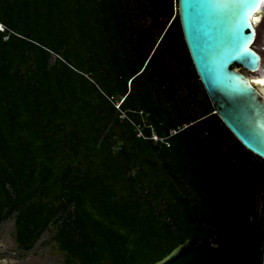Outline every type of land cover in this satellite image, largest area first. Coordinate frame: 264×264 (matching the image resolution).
Instances as JSON below:
<instances>
[{
  "label": "trees",
  "instance_id": "1",
  "mask_svg": "<svg viewBox=\"0 0 264 264\" xmlns=\"http://www.w3.org/2000/svg\"><path fill=\"white\" fill-rule=\"evenodd\" d=\"M126 1L128 0H72V3L74 2V17L72 22L69 23L70 27L67 30L69 34L60 35L62 40L55 43L58 45L55 50L39 48L31 44L25 37L18 36L13 28L15 23L13 20L6 29L0 31V58L3 54L6 56L15 55V49L20 47L25 49L26 46L31 45L35 49V54L43 57L45 61L43 68L38 73L40 85L32 81L21 83L17 76L11 78L0 67V157H2V160L4 159L3 163L0 160V223L12 218L16 213L18 214L16 222L17 240L25 251L33 248L35 240L48 227L51 218L58 216L59 213H61V216L55 222H59L58 220L63 221L57 235V238L61 240L62 249L73 256L81 255L87 259L86 262L89 264L97 263L98 261H94L96 259L94 255H99L106 248L115 257V264H136L137 262L153 264L177 247L175 245L169 248L159 260L150 262L152 255L157 254L156 252L160 250V244L169 243L170 237L164 234V242L162 240L158 244L150 242L149 234L157 235L158 230L152 227L148 215L142 217L138 214L139 211H136V213L133 211L135 205L138 204L135 198L136 195L128 192L126 184L123 183L126 173L121 160L111 153L107 140H103V134L109 123H105V118H102L101 113L91 109L89 104L79 106L78 103L82 101L79 90H85L87 86H90L96 92L98 90L97 93L100 96H102V93L104 96L114 97L112 89L105 85L106 82L103 81L100 75H97V81L92 83L85 79L82 74V67L80 66L83 62L78 59L84 50L93 53V58L101 63L100 66L106 65L103 72L106 73L109 69L111 73L116 67L114 62H111L108 58L105 59L103 46L96 44L97 41L99 43L101 41L96 38L108 37L114 43H123L122 47L127 50V55L123 57V61L127 64H133L128 67L127 71L124 69V65L122 66L123 69L119 70L124 73L126 71L128 74L124 79V89L118 90L115 87L117 82L114 81V90L124 97L120 107L124 104L133 105L138 102V99L148 102L152 91L150 85L151 75L157 66V64L151 65L152 61L163 40L168 36L171 37L172 34L179 36V39L182 40L186 56L193 68L192 72L199 79L184 39L179 15L176 21L172 20V15L168 17V26L166 24L161 32L163 38L160 45L157 47L154 41L147 47L142 40L143 33H138V27L132 22L133 18L136 17L134 10L131 9L130 5H125ZM162 2L166 6L165 13H168L169 10L172 11L171 1L162 0ZM150 31L152 32V28ZM151 32L146 34L149 35ZM116 34L122 36V42L115 39ZM5 37L9 38L8 42L2 41ZM88 39H92L95 44L90 45V47ZM62 44H65L68 50H61L60 46ZM109 47L113 48L115 46L109 45ZM51 52L64 56L65 62H60V65L54 69L46 70V66H48L46 59L49 58ZM71 53L77 54V56H74V61H71ZM135 56L137 58L134 61ZM75 60L78 62L75 63ZM159 62L160 59L158 64ZM144 75L147 76L136 83ZM130 84L131 89H129ZM202 87L204 89L203 85ZM64 95L68 96L66 100L68 108L62 112V118L65 121H61L60 130L65 132L68 126L67 123L73 122L74 130L69 135L67 134L66 139L84 146V151L79 146L74 147V150L77 156L84 157V161L80 164L86 166V171H81L79 168L75 169L72 166L73 163L68 161L71 157L66 155L65 151L57 152L59 158L50 157L52 151H50L49 144H45L43 147L36 146V142H43L48 137L46 134H48L49 125L53 122L50 120L47 125H44L43 119L46 115L43 112L46 109L45 107L49 108L48 106L56 99H60V96L64 97ZM103 98L106 101L105 97ZM4 99H6L8 113L1 105ZM59 106L60 104L56 105V107ZM186 124H189L187 128L183 127L175 137H172L174 138L173 145L171 144L169 147L162 145L165 151L160 154L161 159L164 160L167 168L174 174V180L182 183L187 178L189 188L192 190H198L199 192L210 190V193L216 190L222 191L224 184L227 185L230 181L225 178V170L231 162L226 158L223 161L221 153L216 148L201 146L202 144L212 145L214 143L213 140L205 136V132L211 137L214 135V129H218L220 126L222 137L229 138L237 151L246 152L248 150L236 139L220 118L212 112H208L192 121L184 119L180 126ZM202 124H204V129L201 126ZM116 127H120V124L117 123L112 127V132ZM22 137L32 139V143L21 144L19 140ZM166 137L167 135L161 136V138ZM61 139H63L62 136ZM129 141L134 146L131 152L128 151V160L131 161L138 154L142 158L141 166L143 168L155 169L156 163L154 160L157 159L151 153L141 151V147L145 146L147 142L139 141L134 133L130 135ZM63 170L65 172L61 173ZM36 175L42 178V185L36 189L38 198L34 200V193L31 189L37 178H39ZM20 177L23 178V182L18 184ZM158 182V185L161 186L158 189L161 190L173 186L169 178ZM150 186H152V183H150ZM215 186L217 187L213 188ZM224 188L228 192V187L224 186ZM58 189L60 205L58 207L53 206V208L48 209L50 210L48 212L47 207L52 204L49 197ZM119 192H123L122 195L130 193L128 195L131 197L129 201L119 205L118 208L117 205H113L110 199L112 196H117ZM104 196H108L107 203ZM212 197L206 208L215 210L214 207L219 204V201H222L221 209H223L227 196L220 194ZM105 204L115 210L113 212L119 217L131 215V217L133 216L131 221H140L137 227H139V231L143 232L146 239L133 240L134 248L132 250L128 249L126 247L127 234L125 235L120 231L117 233L109 227V224L104 227L106 220L109 218L108 213L104 212L102 208ZM6 209L7 212H5ZM129 211L130 213H128ZM206 212L202 211V215L199 217L195 212L186 210L185 215L171 214L169 218L172 219L175 226H180V221L186 223V227L181 224L179 231L192 232V237L199 239L200 233L204 230V224L209 222L210 216H207ZM212 212L215 213V211ZM176 217H178V220ZM89 224L95 232L98 230L100 237L94 236L90 232V228H87ZM194 224H198L200 228L197 230L188 228V226ZM221 225L218 227L220 228L218 229L219 234L225 233L224 237L228 241L231 238L228 235L230 232H225V227L223 224ZM149 227H151V231L147 230ZM133 230L134 233L137 232L136 229ZM237 235V238L240 239L241 235ZM236 242L239 243V241ZM232 247L234 245L227 247L224 254H229ZM238 248V253L241 256L242 252L239 245ZM201 251H203V247L199 245L191 256L185 255L173 264L187 262L193 255H195L194 264H212L206 261L205 257L199 261ZM263 253L264 247L261 252L262 264ZM225 260L227 261V257L224 256ZM235 263L242 264V262L238 263V259L235 260Z\"/></svg>",
  "mask_w": 264,
  "mask_h": 264
},
{
  "label": "rangeland",
  "instance_id": "2",
  "mask_svg": "<svg viewBox=\"0 0 264 264\" xmlns=\"http://www.w3.org/2000/svg\"><path fill=\"white\" fill-rule=\"evenodd\" d=\"M169 1L172 3V11L169 10L168 13H165L166 6L162 0H128L125 3V5H130L131 9L134 10L136 17L133 18L132 22L138 27V33H143L142 40L147 47L154 41L157 47L160 45L163 38V33L161 34V32L167 24L170 15H172V20L176 21L178 19V0ZM73 3L72 0H0V24L3 29H6L8 24H11V20H13L15 22L13 28L18 36L25 37L31 44L39 48L55 50L58 47L55 43L62 40L60 35L69 34L67 31L70 27L69 23L70 21L72 22L74 17ZM151 28L152 32L150 31ZM148 32L151 33L148 35L146 34ZM8 39V37H5L2 41L8 42ZM96 39L101 41L100 43L97 41L96 44L103 46L105 59L108 58L111 62H114L116 67L111 73L107 68L106 73L103 72L106 65L100 66L101 63L93 58V53L83 49L84 51L78 59L83 62L82 66H80L82 67V74L85 79L92 83L97 81L96 76L100 75L103 81L106 82L105 85L112 89L114 97L104 96L102 93V96H100L97 93L98 90L96 92L90 86H87L85 90H79L82 101L78 103L79 106L89 104L91 109L101 113L102 118H105V123H109L103 134V140H107L111 153L121 160L126 173L123 183L126 184L128 192L136 195L135 198L138 204L135 205L133 211L134 213L139 211L138 214L142 217L148 215L150 224L158 230L157 235L149 234L150 242L154 244H158L161 240L164 242V234L170 237L169 243L160 244V250L156 252L157 254L152 255L150 262L159 260L169 248L175 245L179 246L183 241L186 242L194 238L192 237V232L179 231L181 224L186 227V223L180 221V226H175L172 223V219L169 218L171 214L185 215L186 210H191L199 217L202 215V211H207V216H210L209 222L204 224V230L200 233V238L195 246V248L199 245L203 247V251L200 254L201 257L198 258L199 261L205 257L206 261L212 264H236V259H238V263L242 262V264H262L261 252L264 247V160L249 151H237L229 138L222 137L220 126L218 129H214V135L211 137L205 132V136L213 140L214 143L212 145L202 144L201 146L216 148L221 153L223 161L226 158L231 162L226 166L225 170V178L230 180L227 185L224 184V186L228 187V192L223 186L222 191L216 190L210 193V190L203 192L192 190L189 188L187 178L182 183L174 180V174L167 168L166 163L160 157V154L165 151L162 147V145H166L165 141L173 145L174 138L170 137L171 133L175 130L181 131L183 127L187 128L189 126V124L180 126L184 119L192 121L208 112L215 114L206 91H204L199 79L192 72L193 68L186 56L182 40L179 39V36L172 34L171 37H166L160 45L151 64L153 66L157 64V66L151 75L152 81H150V85L152 86V91L148 102L138 99V102L133 105L124 104L120 107L124 97L121 93L114 90V81L117 82L115 87L118 90L124 89V79L128 76L126 71L133 64H127L123 61V57L127 55V50L122 47L123 43H114L108 37ZM115 39H119L122 42V36H118V34H116ZM88 42L89 46L95 44L92 39H88ZM109 45L115 47L110 48ZM60 49L68 50L65 44H62ZM34 50L31 45H28L25 49L20 47L14 50L19 55L16 53L10 56L3 54L0 58V67L11 78L17 76L21 83L32 81L40 85L38 73L43 68L45 61L43 57L35 54ZM74 56H77V54L71 53V61H74ZM64 58L62 55L51 52L49 58L46 59L48 65L46 70L58 67L60 62H65ZM136 58L137 56H135L134 61ZM159 59L160 62L158 64ZM77 62L75 60V63ZM77 65L79 66V64ZM123 65L126 70L125 73L119 71L123 69ZM146 76L141 77L136 83ZM129 89H131V84ZM103 97H105L107 102ZM67 99L68 96L66 95L64 97L60 96V99H56L55 102L48 106L49 108L45 107L46 109L43 112L46 115L43 119L44 125H47L50 120L53 122L49 125L50 131L48 130V134H46L49 138L47 137L43 142H36V146L43 147L45 144H49L50 151H52L50 157H58L57 152L61 153V150H63L66 155L71 157L68 161L73 163L72 166L75 169L79 168L81 171H86V166L80 164V162L84 161V157L77 156L74 150V147L79 146L84 151V146L66 139L67 134L69 135L74 130L73 122L69 121L70 123H67L68 126L65 132L60 130L61 121H65L62 118V112L68 108ZM5 100H3L1 105L6 110L7 103ZM57 104H60V106L56 107ZM6 111L8 113V110ZM117 123L120 124V127H116L112 132V127ZM201 126L204 129V124ZM133 133L139 141L147 142L145 146L141 147V151L151 153L157 159L154 160L156 163L155 169L148 170L143 168L141 166L142 158L138 154L131 161L128 160V151L130 150L131 152L134 146L129 141L130 135ZM166 135V138L161 139V136ZM61 136L63 139H61ZM155 136H158L159 142H155ZM19 142L21 144L32 143V139L22 137ZM0 160L3 163L4 159L2 160V157H0ZM64 172L63 170L61 173ZM165 178H169L173 186L169 189H158L161 187L158 185V181H162ZM20 182H23L22 177H20L18 184H21ZM150 183H152V186H150ZM41 185L42 178L39 177L31 189L34 193V200L38 198L36 189L41 187ZM122 193L119 192L117 196H112L110 199L113 205H117L118 208L119 205L129 201L131 197L128 195L130 193L124 195ZM220 194L227 196L223 209H221L222 201H219V204L214 207L215 210L206 208L210 199L213 198L212 196ZM59 196L58 189L49 197L52 204L47 207L48 212H50L48 209L53 208V206L58 207L60 205ZM104 197L107 203L108 196ZM196 207L197 209H195ZM102 208L109 215L104 227L109 224V227L113 228L117 233L120 231L125 235L127 234L128 242L126 247L128 249L132 250L134 248L133 240L146 239L143 232L139 231V227H137L140 221H131L133 216L119 217L113 212L115 210L109 208L107 204L102 206ZM7 209L5 212L8 211ZM212 211H215V213L213 214ZM17 215L16 213L12 218L0 223V264H89L86 262L87 259L81 255L73 256L62 249L61 240L57 238V235L63 221L58 220L59 222H55L61 216V213L51 218L48 227L35 240L33 248L29 251L23 250L17 240ZM176 218L178 220V217ZM221 224L225 227V232H230L228 235L231 238L228 241L224 237L225 233L219 234L218 229L220 228L218 227L219 225L222 226ZM87 228H90L89 230L94 236L100 237L98 230L95 232L90 224L87 225ZM188 228L197 230L200 227L198 224H194L190 227L188 226ZM133 229H136L137 232L134 233ZM147 230L151 231V227L147 228ZM214 234L216 235L214 236ZM237 234L241 235L240 239L237 238ZM236 241H239V243ZM230 245H234V247L230 249L229 254H226L228 256H226L224 250ZM238 245L242 252L241 256L238 253ZM195 248L187 255L191 256ZM94 256H96V259L93 258L94 261H98L95 264H115L116 262L115 257L107 248L99 255ZM224 256L227 257V261H224ZM194 259L195 255L187 262L181 264H194ZM136 264L144 263L137 262Z\"/></svg>",
  "mask_w": 264,
  "mask_h": 264
},
{
  "label": "water",
  "instance_id": "3",
  "mask_svg": "<svg viewBox=\"0 0 264 264\" xmlns=\"http://www.w3.org/2000/svg\"><path fill=\"white\" fill-rule=\"evenodd\" d=\"M178 13L214 113L264 160V84L258 83L264 81V0H178ZM197 241L187 240L153 264H173Z\"/></svg>",
  "mask_w": 264,
  "mask_h": 264
},
{
  "label": "built area",
  "instance_id": "4",
  "mask_svg": "<svg viewBox=\"0 0 264 264\" xmlns=\"http://www.w3.org/2000/svg\"><path fill=\"white\" fill-rule=\"evenodd\" d=\"M0 28H1L2 30H4L3 27H2V25H1ZM177 133H178V131L175 130L173 133H171L170 137L175 136ZM161 139H163V138H161ZM154 140H155V142H159V141H160V139L158 138V136H155ZM164 143H165L167 146H170V144H169L168 142L165 141Z\"/></svg>",
  "mask_w": 264,
  "mask_h": 264
},
{
  "label": "bare ground",
  "instance_id": "5",
  "mask_svg": "<svg viewBox=\"0 0 264 264\" xmlns=\"http://www.w3.org/2000/svg\"><path fill=\"white\" fill-rule=\"evenodd\" d=\"M194 242H191L188 246L187 249L189 250L193 246Z\"/></svg>",
  "mask_w": 264,
  "mask_h": 264
},
{
  "label": "snow or ice",
  "instance_id": "6",
  "mask_svg": "<svg viewBox=\"0 0 264 264\" xmlns=\"http://www.w3.org/2000/svg\"><path fill=\"white\" fill-rule=\"evenodd\" d=\"M258 83L264 84V81H258Z\"/></svg>",
  "mask_w": 264,
  "mask_h": 264
},
{
  "label": "clouds",
  "instance_id": "7",
  "mask_svg": "<svg viewBox=\"0 0 264 264\" xmlns=\"http://www.w3.org/2000/svg\"><path fill=\"white\" fill-rule=\"evenodd\" d=\"M0 31H3V30L0 28Z\"/></svg>",
  "mask_w": 264,
  "mask_h": 264
}]
</instances>
